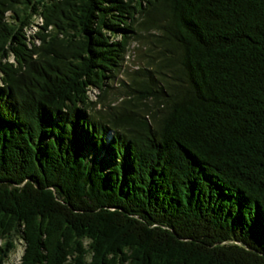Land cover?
Here are the masks:
<instances>
[{"label":"trees","instance_id":"trees-1","mask_svg":"<svg viewBox=\"0 0 264 264\" xmlns=\"http://www.w3.org/2000/svg\"><path fill=\"white\" fill-rule=\"evenodd\" d=\"M18 242L14 264H264V0H0V264Z\"/></svg>","mask_w":264,"mask_h":264},{"label":"rangeland","instance_id":"rangeland-1","mask_svg":"<svg viewBox=\"0 0 264 264\" xmlns=\"http://www.w3.org/2000/svg\"><path fill=\"white\" fill-rule=\"evenodd\" d=\"M35 23H41V20L37 18L35 20ZM37 29L38 26L34 24L32 28H28V33L36 31ZM151 33L152 34L145 33V35L142 36L141 40L132 41L130 43L124 65L122 67V71L115 78L114 82L111 83L110 92L106 96L107 102L119 104L124 98L123 84L130 83L131 77L137 74L134 73L137 69L142 68V66L151 68L149 62L151 60L156 61L159 58L160 54L158 51L160 47L157 44L155 45L153 42L150 41L151 38H154L153 33L156 32L152 30ZM93 94L94 93H92V95ZM146 102L148 104H152L150 100H147ZM99 107L100 106L98 105L97 108ZM23 248H24L23 244L21 242H18L15 251L11 254L9 260L7 261V264L17 263L21 257Z\"/></svg>","mask_w":264,"mask_h":264}]
</instances>
